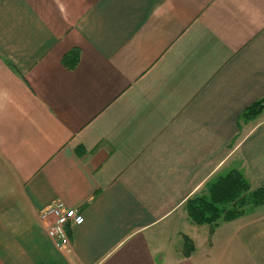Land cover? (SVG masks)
Segmentation results:
<instances>
[{
	"label": "crops",
	"instance_id": "obj_1",
	"mask_svg": "<svg viewBox=\"0 0 264 264\" xmlns=\"http://www.w3.org/2000/svg\"><path fill=\"white\" fill-rule=\"evenodd\" d=\"M263 98L264 0H0V264H233L186 205Z\"/></svg>",
	"mask_w": 264,
	"mask_h": 264
},
{
	"label": "rangeland",
	"instance_id": "obj_2",
	"mask_svg": "<svg viewBox=\"0 0 264 264\" xmlns=\"http://www.w3.org/2000/svg\"><path fill=\"white\" fill-rule=\"evenodd\" d=\"M262 101V105H259L248 115H245L246 110L238 120L241 130L230 147L231 150L237 151L235 159H233L234 167L230 170H221L219 174L205 182L200 191L191 196V198L203 197L204 221L209 220L207 219L208 214L216 216L215 221L194 224L193 218L189 215L187 218L188 224L197 226L199 232L203 230L204 247L202 248L204 253L213 252V255L218 252L222 254L219 250L220 247L223 251L229 245L232 255L226 254V256L229 258L233 256L230 259L233 264H264V189L259 192L260 188H264V98L259 102ZM262 124L261 131L255 132L256 127ZM244 141L245 144H243ZM233 171H235L236 181L241 178L246 181L249 192L258 193L259 200L254 201L252 196L243 208L240 209V205H237L230 215H227L223 210L229 209L231 204L219 202L221 204L219 210L222 212L220 218L215 206L216 201L211 207L208 200L214 194L212 186L215 183L213 182ZM223 195L226 194H220V197ZM240 195H242V191H240ZM188 243L192 246L188 244V248L185 246L182 250V254L186 257H190L196 250V245L192 240ZM218 258L221 257L218 256Z\"/></svg>",
	"mask_w": 264,
	"mask_h": 264
},
{
	"label": "trees",
	"instance_id": "obj_3",
	"mask_svg": "<svg viewBox=\"0 0 264 264\" xmlns=\"http://www.w3.org/2000/svg\"><path fill=\"white\" fill-rule=\"evenodd\" d=\"M262 102H258L256 104H254L253 106H251L250 108L247 109L245 115H248L249 113H251L252 111H254L259 105H262ZM235 171L233 172H229L226 176L224 177H219L213 186H212V190L214 192V194L212 192H210L212 195L211 199H209L208 201L211 204V207H213L214 201H216V209H217V214L221 215V211L219 209H221L219 206L221 204H219V202H229L231 204V206H229V209L227 210H223V212H225L227 215H230V213H232L233 210L236 209L237 205H240V209L243 208L248 201L252 198L253 196V200L254 201H258L259 200V195L256 192H249V187L246 183V181H244L242 178L239 181H236V177H235ZM223 185V186H221ZM222 187V189H221ZM264 188H260V191H263ZM240 191H242V195H240ZM231 192V194H230ZM226 194L220 197V194ZM222 198V199H221ZM207 200V199H205ZM227 204V203H225ZM224 204V205H225ZM222 207V206H221ZM187 211H188V215L193 218V222L194 224H203L204 221V207H203V197L201 196L200 198H190L187 201V205H186ZM231 209V210H230ZM215 217L216 216H212L210 214H208L207 219H209L208 221H206L205 223H213L215 221ZM218 217V219H220ZM188 241L189 240L187 237L185 238V246L186 248H188ZM190 246H192L191 244H189Z\"/></svg>",
	"mask_w": 264,
	"mask_h": 264
},
{
	"label": "built area",
	"instance_id": "obj_4",
	"mask_svg": "<svg viewBox=\"0 0 264 264\" xmlns=\"http://www.w3.org/2000/svg\"><path fill=\"white\" fill-rule=\"evenodd\" d=\"M40 220L46 228L49 238L59 250L70 247V230L82 226L85 222L83 213L78 209H69L55 203L40 213Z\"/></svg>",
	"mask_w": 264,
	"mask_h": 264
}]
</instances>
